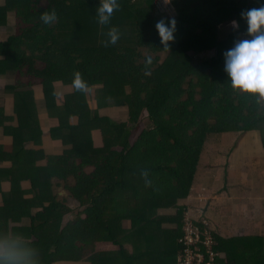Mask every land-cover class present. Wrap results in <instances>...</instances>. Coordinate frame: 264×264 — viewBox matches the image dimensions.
I'll list each match as a JSON object with an SVG mask.
<instances>
[{
	"label": "trees",
	"instance_id": "1",
	"mask_svg": "<svg viewBox=\"0 0 264 264\" xmlns=\"http://www.w3.org/2000/svg\"><path fill=\"white\" fill-rule=\"evenodd\" d=\"M118 2L107 24L96 15L100 0L0 5L1 25L16 16L14 34L0 38V135L7 139L0 144V234L22 237L38 264H176L188 209L177 201L189 194L209 136L259 130L264 141V97L232 88L224 67V52L251 38L241 11L264 0H172L169 47L155 24L170 17L156 0ZM52 10L55 21L43 23L42 12ZM233 20L238 29L228 27ZM112 27L116 45L107 43ZM76 72L86 90L75 88ZM56 87L66 92L60 101ZM106 108L130 113L115 121ZM54 148L60 153L47 152ZM65 192L83 208L67 222L74 210ZM168 208V216L159 214ZM27 219L21 229L12 226ZM125 221L138 226L133 234L148 246L146 263L126 249L133 234ZM214 238L221 261L264 264L261 237ZM98 242L118 244L123 255L96 251Z\"/></svg>",
	"mask_w": 264,
	"mask_h": 264
},
{
	"label": "crops",
	"instance_id": "2",
	"mask_svg": "<svg viewBox=\"0 0 264 264\" xmlns=\"http://www.w3.org/2000/svg\"><path fill=\"white\" fill-rule=\"evenodd\" d=\"M4 3L5 0H0L1 6ZM6 35L8 34L0 38L5 39ZM35 90L40 93L38 86L33 88V91ZM12 102L11 100L10 113L7 109L9 115L13 113ZM111 111L109 115L116 117ZM123 114L121 110L119 117ZM58 150L59 148H54V152ZM1 198L0 194V200ZM184 200V204H180L186 207L185 209L205 206L204 214L218 238L233 239L235 242L239 240L238 238L249 241L261 237V242L264 243V141L261 131L211 134L201 149L191 188ZM28 224L27 219L12 226L21 229ZM124 228L136 231L138 226L134 228L131 221H126ZM140 237H143L140 233L133 234L132 240L125 243L126 249L130 253L136 251L143 255V261L146 263L148 257H145V252L148 246L145 241H139ZM100 249L109 253L106 256L123 255L120 246L112 242H98L96 251ZM54 264L92 263L86 260L76 262L62 260Z\"/></svg>",
	"mask_w": 264,
	"mask_h": 264
},
{
	"label": "clouds",
	"instance_id": "3",
	"mask_svg": "<svg viewBox=\"0 0 264 264\" xmlns=\"http://www.w3.org/2000/svg\"><path fill=\"white\" fill-rule=\"evenodd\" d=\"M119 7L118 0H100L96 8L99 23H109L114 10H119ZM240 15L247 22V31L251 38L236 41L233 47L224 52L225 71L232 88L264 97V4L258 8L242 10ZM168 16L170 18L167 22L165 18L157 20L155 28L160 37V43L169 47L168 42L175 38L176 20ZM40 18L43 23L50 24L55 21L56 12L55 10L42 12ZM231 23L234 27H238V21L233 20ZM107 36V43L117 44L119 33L115 27L108 30ZM73 84L77 90L87 89V83L79 72L74 73ZM141 175L147 176V172L142 171ZM0 264H38V261L34 248L29 246L22 237L0 234Z\"/></svg>",
	"mask_w": 264,
	"mask_h": 264
},
{
	"label": "built area",
	"instance_id": "4",
	"mask_svg": "<svg viewBox=\"0 0 264 264\" xmlns=\"http://www.w3.org/2000/svg\"><path fill=\"white\" fill-rule=\"evenodd\" d=\"M161 11L175 16L173 6L172 11ZM179 243L181 252L176 264H232L221 261L212 225L202 208L187 209L184 213L183 235Z\"/></svg>",
	"mask_w": 264,
	"mask_h": 264
},
{
	"label": "rangeland",
	"instance_id": "5",
	"mask_svg": "<svg viewBox=\"0 0 264 264\" xmlns=\"http://www.w3.org/2000/svg\"><path fill=\"white\" fill-rule=\"evenodd\" d=\"M157 1V7L158 8H160L161 10H168V11H172V5H170V4H172L171 2H172V0H167V2H164V0H156ZM16 16H14V15H12V14H9V19H8V21H9V23H8V25H6V26H4V25H1L0 24V37H3L4 36V34H8V35H10V34H14V32L16 31V26H15V23H14V18H15ZM226 26V25H225ZM225 26H223V27H221V28H223L224 29V27ZM233 27V28H235V29H238L239 27H234L233 25H232V23H231V25H228V27ZM231 27V28H232ZM8 35H6V36H8ZM214 53L215 52H213V51H211V52H209L208 54H207V57H210V56H213L214 55ZM193 53H191V55H192ZM164 57H165V54H162V57H161V59H164ZM2 78V77H1ZM0 82L2 83V81H1V79H0ZM4 82L5 83H10V84H13L14 83V81H12L11 79H8V78H6L5 80H4ZM0 83V85L1 86H3V84H1ZM0 86V87H1ZM0 91H1V89H0ZM2 92V91H1ZM34 92V96H35V98L36 99H39V101L41 100V95H39L38 94V92L35 90V91H33ZM56 93L58 94V96H59V98H57V101H60V98L61 97H63L64 95H65V91L61 88V87H56ZM10 98V99H9ZM8 98V101L6 100V107H8V113H10V101L12 100L11 99V97H9ZM41 102V101H40ZM106 112V115H104V116H108L109 114H108V110H107V108H106V110H104L103 109V114ZM125 111H123V113H124ZM130 112L129 111H127V113L126 114H129ZM126 114H124V115H126ZM116 117H119L118 115H119V113H118V115L117 114H114ZM109 117V116H108ZM116 117H114V118H112L113 120H115V121H121V117H119V118H116ZM123 119V118H122ZM44 121V123H45V125H49V120L48 119H44L43 120ZM41 123H42V121H41ZM73 123V122H72ZM43 124V123H42ZM51 124V123H50ZM133 126L134 125H132V124H130V126L129 127H131V128H133ZM1 134V133H0ZM247 136V135H246ZM6 139H5V137H3V135H0V144H5V141ZM56 150V149H55ZM59 151V153H60V150H58ZM49 154L50 153H53L54 152V149H52V150H48L47 151ZM56 153V152H55ZM66 193V192H65ZM66 195V203H67V205L71 208L72 207V209L74 210V212L72 213V214H70V215H68V216H66V218H65V221L67 220H69V219H72L73 217H74V215L75 214H77V213H79V212H82L83 211V208H81V206H80V203L77 201V200H75V199H71L70 198V196H68L67 195V193L65 194ZM180 200V199H179ZM177 201V204L179 205L180 203L181 204H184V198L182 199V200H180V201ZM171 210H173V208H168V209H166V210H160L159 211V214L160 215H162V216H168L169 215V213H172L171 212ZM66 221V222H67ZM126 222V221H125ZM133 231L134 230H130L129 231V234L131 235L132 233H133ZM165 247V246H164Z\"/></svg>",
	"mask_w": 264,
	"mask_h": 264
}]
</instances>
